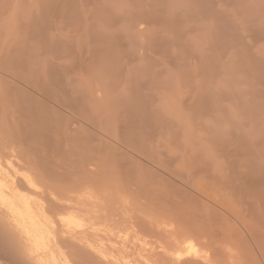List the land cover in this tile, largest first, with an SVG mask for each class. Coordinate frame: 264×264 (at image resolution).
Here are the masks:
<instances>
[{"label":"bare ground","instance_id":"bare-ground-1","mask_svg":"<svg viewBox=\"0 0 264 264\" xmlns=\"http://www.w3.org/2000/svg\"><path fill=\"white\" fill-rule=\"evenodd\" d=\"M95 1L96 0H94V2ZM148 1L151 2V0H147V2L146 0L145 2L142 0H135L137 4L134 3V1L133 4L138 8L137 5L140 6L142 2L148 4ZM153 1L155 3L156 1L162 2V0H152V2L149 3L150 5L148 4L150 6L149 9H147L148 11L145 9L146 5L141 4L140 7L144 5L142 7L143 10L142 8H140L141 10L138 8V11L136 10L137 12L134 11L135 13L129 16H126V13L123 14L125 15L124 18L128 20V22L130 21L128 26L129 31L136 32L144 30L141 28L138 30V24H135L136 19L139 20L141 17L152 19V21L156 20L155 22L162 21L163 23L164 21V24L167 23L166 25H168L164 30L166 31L168 28L169 30L167 31L171 30L174 35L176 34L175 36L172 35L173 40L171 39V41H169L171 38L170 36L168 38L166 36L164 37L167 31L166 33L163 32L165 33L164 35H162L160 31L150 36L151 38H149V42L146 45L147 48L157 47L156 49H158L159 47L158 50H163V48L165 50V48L168 49V46L170 48L172 44V46L175 45L179 51L182 50V53L184 52L183 54L181 53V55L186 54L184 55L186 56L185 58L189 59V57H191L190 54H193L195 51L194 44L192 46L191 42H188L186 38H184L186 43L182 41V38L186 37L184 32L188 31L184 29V25L182 26V14L180 15L183 11L185 14L187 9L182 10V12L177 9L180 17L178 18V15H176L168 19V15V17L166 16L167 18L163 16V10L159 8L160 3L158 2L159 4L157 5L156 3L155 5ZM212 1L214 0H186L188 11H190H187L188 13L186 12V14L190 13L194 17L196 15L195 18L198 20L202 17L201 21H203V18H205V20L207 17L208 19L209 17L211 18L209 22L210 33L209 31L206 32H208L211 39L214 38L213 41H215L212 46L207 47L209 48L208 54H211V57L217 55L218 52L215 51H218V47L219 50H221L224 46L220 45L222 41L223 44L226 43L225 45L230 44L229 46H232L231 49H233V56H231L232 58H230L229 64L223 63L220 66L219 71L245 72L246 70L245 73L247 74L250 71V73H253L254 76L256 74V77H258L257 82L251 81L253 84H258V82L264 84V56L252 52L250 48H253L254 45L250 47L249 43L245 41L246 44H243L242 42L244 40L240 39L242 40L241 42L238 39L239 37H244L240 36L242 35V33H239L240 28H236L234 25L232 26L227 19V16L230 14L226 16V14L222 13L223 10L220 11L218 8L215 9L214 5L216 4H213ZM11 2L10 0L1 1L0 4L3 3V5H0V14L5 10L11 11V9L7 7L11 6ZM17 2L19 1H16V3ZM34 2V10L32 7L28 17H26L27 21H22L20 16L14 17L16 14H13L14 11L11 12V15H14V18L11 17L14 19L12 22L15 23V29H13L14 34H17L16 32L20 30L22 37L17 38L13 35L10 37L8 36V41H5L7 44L4 46L0 45V101L1 97L11 99V101L8 99L7 103L3 100L0 102V264H214V261H217L218 264H264V230H262L264 226V169L258 173L256 172L257 167L260 166L261 161H263L264 153L259 157V159H261L260 162L259 159L250 157L248 162L239 164L237 162L238 156L242 153L251 156V151L246 148L248 144L249 146L254 145L253 143H248L244 139L242 133L230 134V138H241L240 143L234 145H232L230 141L228 142L223 136L216 135L213 137L215 144L217 142V151H222L224 156H229L228 172L222 177L218 176L219 178L214 179L213 182L219 185H227L228 190L234 194V198L237 200L236 202L245 204L242 210L239 209L231 212L230 210L233 208V203L231 201L227 199H225L224 202L220 199L215 200L213 196L204 194L200 189L192 187L195 182H203L208 179V183H210V178L212 179L208 173L211 163L198 158L197 154L192 153L183 154L180 158L182 164H191L193 166L191 173L185 178L186 180H182V186L175 188L177 195L171 196L166 191L161 196L164 201L158 202L154 214L149 216H132L135 223L133 233L138 236V239H140V236H145L143 240L141 239L138 242L134 241L133 243H129L128 230L124 231V227L123 230L121 227L117 229V226L112 221L109 222V217L112 215L111 213L97 210L92 199L93 197L89 195V193H80L78 182L76 177H73V173L68 171L67 167L59 165L53 160L50 154L51 151L62 152L63 143L65 141L76 142L80 138V134L78 133L80 131L79 127L69 121V117L66 116L65 111L80 110L83 112L89 109V105L87 106V104L93 103L97 106L99 103L102 104L103 99L105 101V99L110 96L109 99H111V101L114 100V102H111L112 104L117 100L123 107L120 105L122 107L121 111L113 112L110 114L111 116L108 115L109 117L105 120L115 125L124 135L130 134L134 137V143L139 145V140L136 138H139L140 135L137 137L136 135L141 133L150 137V134L146 131H150V129L158 125V123L153 124L149 116L154 112V108L150 105V102H154V100L160 97V94H157L160 87L158 88L159 85L157 82H155L156 84L152 82L148 87L150 90L153 89V91L155 88L156 92L149 91L143 95L141 92L142 82L135 85L137 77L133 78V76H129L122 81L118 80L117 83L114 82L118 84L119 81L122 83L125 80L123 83L126 85L125 89L128 93H125L123 90H118L116 93H109L106 95L107 93L105 91H109V88L105 89L103 92L102 88L101 90L96 89L98 87H95V90L94 87H88L87 89V86L83 87L85 86L84 84H79V81L77 83V78L74 77L75 74L73 75V73H75L79 65H82L84 60L88 58L84 57L86 56L85 54L82 55L83 57L81 55L79 56V54L80 52L81 54L85 53L87 49L89 50L90 46L89 48H85L86 46L84 47V44L83 46H79L81 51L76 55L77 52H74L72 49L74 46H71L73 45V40H71L73 41L71 43L69 39L64 40L59 36L54 37L52 40L51 37H49L51 41L47 38L48 30L51 29V24L54 22L53 17L51 18L50 16H54V24L59 16L63 18L64 21L68 19L69 15L67 14L66 8H68V4L71 5V3H69L70 0H34ZM163 4H165V2L160 4V6L164 7L165 5ZM28 6L31 8V5ZM24 14L27 16V13L24 12ZM190 14L189 16H191ZM121 15L109 14L107 19L108 26L110 27L115 24L116 20L117 23L119 19L122 20L123 17L121 18ZM251 15L249 18H251ZM259 15H261V13ZM2 16H4L3 13ZM192 16L190 18H192ZM47 18L51 19L46 20ZM182 18L185 17L183 16ZM190 18L188 17V19ZM193 18L192 20H195ZM76 19L77 17H75V20ZM63 20L62 23L64 22ZM78 20L80 19L78 18ZM183 21L185 22L186 20L184 19ZM65 22H67V20ZM109 22H113V24L110 25ZM5 24L7 25V23ZM204 24L202 23L201 25L206 27L207 25ZM263 24H258L259 27L257 25L256 28L253 26L251 27L249 24L251 30L246 29L248 32L250 31V34L258 37V40L262 38V36L264 38ZM3 25L4 23L2 26ZM80 25H78V29ZM55 26H57V24ZM89 26L91 27L92 25L87 24L86 31L88 32L84 31L88 36H84H90L89 38H92L93 41L94 39L97 40L98 37L102 38V35L100 36L98 32L96 35L99 36H94L95 38L93 39L92 36L95 32H93V26L88 30ZM193 26H191L192 30L190 27L187 29L193 32ZM62 28L61 25V29ZM199 29L201 30L202 28L200 27ZM246 29L243 30L246 31ZM195 30L197 31L198 29ZM13 31L11 33H13ZM90 31L93 33H90ZM251 31H253V33H251ZM117 32H119V30ZM202 32L200 33L202 34ZM115 33L112 35H117ZM170 33L168 32V34ZM56 34L57 33H55V35ZM121 34L120 32V36L117 35L119 39H117V36L112 37L113 41L116 37L117 42L123 38ZM196 34L198 35V32H196ZM69 35L71 36V34ZM80 35L83 36L82 33ZM82 36L81 39H83ZM200 37L202 36L199 35L198 38L200 39ZM99 38L97 40L98 42ZM78 39L81 41L80 37ZM233 39L237 42L235 43V41H232ZM122 40L119 41L118 47L122 45ZM31 41H34L36 44H33L34 42L32 43ZM88 41L90 40L88 39ZM229 41H231L233 45H231ZM5 42L2 44H5ZM111 44H113V42ZM124 45L126 46V44ZM124 45L121 47H125ZM111 46H107V49H109L108 51L113 49V45ZM229 46H224L225 50L222 49L224 51L223 53L227 51V48L230 49ZM81 47L85 49H81ZM95 47L101 51L98 45ZM190 47L194 49L193 52ZM97 48H94L95 51ZM136 48L138 47L136 46ZM142 48L144 49V47ZM74 49H76V47ZM145 49L144 52H142L146 53V55L150 54L147 51L145 52ZM90 50L92 49L90 48ZM127 52L124 55L125 57ZM220 52L218 54H220ZM89 53L93 54L94 52L92 50V52ZM99 53L100 52L94 53L93 57ZM101 54L99 55L102 56ZM120 54L118 57H120ZM135 54L136 52H134V55L131 54V57L127 55L130 61L135 59H132V56L134 57ZM43 55H46V57L49 56V58H44L42 57ZM74 55L77 57L75 58ZM99 55H97V57ZM206 55H202L204 60ZM87 56L90 55L88 54ZM91 56L89 58L90 61L92 59L96 62L95 60L99 58L94 59ZM195 56H197V54ZM79 57L84 59L81 58L79 59L81 61H78ZM135 57L137 58V56ZM64 58H68L70 61V58L76 60L74 61L72 59L74 62L69 61L70 64H66L61 62ZM185 58L182 60H184V63L187 65L189 60H185ZM97 61H99V59ZM144 61L148 60L144 59ZM114 64L116 63L114 62ZM121 64L118 62V72H121L123 69V67H120ZM124 64L126 65V62ZM116 65H114V68ZM102 66L103 65H101V67ZM105 66H107V68L109 67L108 65ZM112 66L110 69L112 68L115 71L116 69ZM125 67L126 66H124V69ZM107 72L110 73V70ZM123 72L124 71H122V73ZM102 73L101 71L100 74L102 75ZM114 73L118 76L117 72ZM247 74L245 75L247 77L252 75L250 74L248 76ZM192 76V73H187L189 82ZM110 79H108V84L104 86L105 88L115 85ZM251 82L249 84L248 80H246V86L257 87V85L252 86ZM260 83L258 84L259 88L261 86ZM230 85L231 86L227 85L228 87L225 88H220L221 90H217L221 98H236L235 96H238L235 95L236 93L234 94L237 89L233 92V84L231 83ZM116 86L118 85H115V87ZM209 87L210 86H207V84L204 85L202 82L201 84L188 88L186 94L188 92V97L191 96L192 100L202 101L207 98L206 91ZM263 87H261L260 90H262ZM250 88L246 89L247 92L244 90L245 92L243 93L251 95L248 100L250 103L254 104L258 100L257 97L260 95L261 91L258 88H254L256 89L255 91ZM99 90L103 92L101 93L104 97H107H101L99 100ZM250 92L252 94H250ZM262 92L264 94V91ZM13 95H15V97H12ZM83 95L84 97L87 96L88 99L86 100ZM242 95L244 94L236 98L238 102L239 97L240 101L245 100ZM184 97L185 98H182L181 101L188 99V97ZM14 98L16 101H13L15 102L13 104L12 100ZM241 98L244 99L241 100ZM262 98H264V95L261 97L263 102L264 99ZM46 99L53 104H48ZM97 99L102 102L97 101ZM109 99L105 102L110 101ZM159 101L162 100L160 99ZM8 105L13 106L12 109L11 106L9 107ZM24 114L28 116V119H20V116H24ZM34 138L35 140L38 139L36 144L32 142ZM260 138L264 139V135H261ZM261 139L256 137V140L260 141ZM149 146H151V144H147L146 142H142L141 144V148L144 150H147ZM167 162L169 163L170 161L167 160ZM84 173L91 174V170L85 169ZM213 176L216 177V174ZM204 198L223 210H219L217 207L207 204ZM169 200H173V202L167 203ZM201 206L204 207L200 208ZM120 209L117 208L114 210V208H112L111 210L117 217L126 216V211ZM157 213H160L165 219L159 218L158 216H160V214ZM248 215V219H255V222H253L256 225L253 222L250 223L247 219ZM171 217L177 218L178 225L172 227L168 224ZM235 221L239 224L237 225ZM258 226L262 229L258 228ZM171 245H177L178 249L173 253H168L165 250Z\"/></svg>","mask_w":264,"mask_h":264},{"label":"rangeland","instance_id":"rangeland-1","mask_svg":"<svg viewBox=\"0 0 264 264\" xmlns=\"http://www.w3.org/2000/svg\"><path fill=\"white\" fill-rule=\"evenodd\" d=\"M10 1H12L11 2L12 4L10 7L9 6L7 7L10 8L11 11H9L7 8L8 11L6 10L4 11L6 13L1 12L0 14V16L2 17V18L0 17V31H1L0 45L2 46L7 44L5 41H8V36L10 37L13 35L16 36L17 38L22 37V33L20 32V30L19 31L15 30L18 32H16L17 34H14L13 29H15L14 28L15 23L12 22V20L14 19H12L11 17H13L16 14L14 17L20 16L22 21H27L26 17H28L29 12L32 10V7L35 6L34 0H10ZM16 1H19L17 2L18 4L16 3ZM96 1L94 2V0H70L69 3H71V5L68 4L67 6L68 8H66L68 12L67 14L69 15L68 19H66L67 22H65L66 20L64 21L63 18L59 16L57 17L56 23L54 24L55 18L53 15H51L50 17L51 18L53 17L54 22L52 19L53 22V24H51L52 27L51 29L48 30L47 33L48 36L47 35L46 36L48 39L49 37H51V40L54 37L59 36L64 40L69 39V42L71 43L74 41L72 43L73 45L71 46L72 47L74 46V48L76 47V49L72 48L74 52L75 51L77 52L76 55H78V53L81 51L79 46H83V44L84 47L86 46L85 48H89L90 46V48L93 50L94 53H98V52H100L99 54L103 53L101 54L102 56L97 54L99 55L98 56L99 58L97 57V55L93 57L94 53L93 54L89 53L92 52V50H90L89 48L90 51L87 49L85 53L81 54L80 52L79 54V56L85 54L86 56L84 57L85 58L88 57L87 60L85 59L87 62L85 60L84 62L82 61L83 62L82 65H79L78 69H76V72L73 73V75L75 74L74 77L77 78V83L79 81V84L81 85L84 84L85 86L83 87L87 86V89L88 87L89 88L94 87L95 90V87H98L96 89L101 90L102 88L103 89L102 91L104 92L105 89L109 88L108 89L109 91L107 90L105 91L107 93V94L105 93L106 95H108L109 93H116L118 90L119 91L123 90L125 93H128V91L125 89L126 85L123 83L125 80L122 83L121 81L129 76H133V78L137 77L135 80L136 82L135 85L142 82L141 92L144 95L149 91L155 93L156 92L155 88L153 87L154 88L153 91V89L151 88L152 90H150L148 86L152 82L153 83L157 82V84L159 85L158 88L160 87L158 89L157 94H160V97L158 95L159 97L157 98L158 101L154 100V102L153 101L150 102V105L154 108V112L149 116L150 117L149 119L153 124L158 123V125H156L155 128L150 129V131H146L148 134H150V137H147L146 134L138 133L136 137L139 135L140 136L139 138L136 139L139 140V145L135 144L134 137H132L130 134L124 135V133H121V131L118 128H116L115 125L106 121L107 120L106 118L111 116L110 114H112L113 112L121 111L123 105H121L117 100L115 101L114 104H112L111 102H114V100L111 101V99H109L110 96L104 97L102 94L103 92L99 90V94H98L99 100L101 97L103 98L107 97V99H109L110 101L105 102L107 99H105L104 101V99L102 98L103 102H105L103 103L102 101H99L97 99V101L102 102V104L99 102L97 106L94 105L93 103H91L92 105L87 104V106L89 105L88 106L89 109H86V111L83 112L80 110L65 111L66 116L69 117L68 118L69 121L79 127L80 131L78 133L80 134V138L76 142L65 141L63 143L62 152L51 151L50 154L52 155L53 160H55L59 165L67 167L68 171L73 173L74 175L73 177L74 178L76 177V180L78 182V188L80 190V193L81 194L89 193V195L93 197L92 199L94 201V204L96 205L97 210L106 211L112 214L109 217V222L112 221L117 226V229L121 227L123 230L124 227L125 229L124 231L128 230L129 243H133L134 241L138 242L141 239L143 240L145 238V236H140V239H138V236H136L135 233H133L135 223L132 216H136V215L149 216L151 214H154L156 212L155 207L158 206V202L160 203L164 201V199L161 197L162 194H164V192L167 191L171 196L177 195L175 188L182 186L181 183L182 180H186L185 178L187 177V175L191 173L193 165L191 164L184 165L180 161L181 156L186 153L197 154L198 158L204 159L211 163V167L208 172L212 177V179L210 178V183H208V179H206V181L203 182L200 181L195 182L192 187L200 189L201 191L204 192V194L213 196L214 197L213 199L215 200L220 199L221 201L224 202L225 199H227L228 201H231L233 203L232 204L233 208L232 210H230L231 212L237 211L239 209L242 210L243 207H245V204H243L242 202H236L237 200H235L234 194L228 190L227 185H219L213 182L214 179L219 178L218 176L222 177L229 170L228 169L229 156L225 155L226 156L225 157L222 151H217L216 149L217 142L215 144V140H213V137H215L216 135L223 136L226 140H228V142L230 141V143L234 145L240 143L241 138H232V137L230 138V134L242 133L244 139L248 143L250 142L253 143L254 145L249 146L248 144L246 148L251 151L250 152L251 156L242 153L238 156L237 162L239 164H244V162L249 161L250 157H255L256 159H259V157L264 153V139L260 138L261 135H264V103H263L264 101L262 102L261 100V97H263L264 95L262 92L264 91L263 89L264 84L258 82V84L260 83L261 85L260 88L258 87L259 86L258 84L255 83L253 84L252 82L258 81L257 80L258 77H256L257 75L255 73L254 76L253 73H250V71L248 72V70H247L248 74L245 73L246 70L245 72L243 71L245 74L241 70H240L241 72L239 71L223 72V70H221L222 72L219 71V68L223 63H227V64L230 63V58H232L231 56H233V52H232L233 49H231L232 46H229L230 44H227L230 49L227 48L228 52L226 51L225 53H223L224 52L223 50H225V47H227V45H225L226 43L223 44V41L221 40L222 43L220 45H224L225 47L223 46L224 47L223 48L221 46L222 47L221 50H219L218 47V51L215 52L219 53L221 51L222 53L221 52L220 54L217 53V55L211 57V54H208L209 48H207L209 46H212L215 41V40L213 41L214 39L213 37H212L213 39H211L209 34L210 33L209 22L211 18L209 17L208 19L207 17L206 18L207 21L205 20V18H203L202 19L203 21H201L202 17L199 18L200 20H198L195 18L196 15L194 17L189 13L192 16V18L194 17L193 19H195L192 20V18H190L191 16H189V14H186V12L188 11L186 0H162V2L158 1L160 4L165 2V4H163L165 5L164 7L163 6L161 7L160 4L156 0L155 1L157 5L159 4V8L163 10V16L166 17L168 15L169 16V17L167 16L168 19H171L173 18V16L176 15H178L177 17L179 18L180 15L182 14L181 19L186 20L185 22L182 20V26L184 25L185 27L184 29H186L188 32H184L185 33L184 35L186 37L182 36L183 37L182 41L186 43L184 39L186 38L188 42H191L192 46L194 44V49L196 51V53L194 51L193 53L194 55L191 52H190L191 54L189 53L191 57H189V59L187 58L189 60L187 62L188 63L187 65L184 63L185 61L182 60L183 58L186 57L184 56L186 54L181 55L182 50L179 51V49L175 45L172 46L171 44V47L169 48L168 46V49L165 48V50L164 48L163 50L162 49L158 50L159 47L158 49H156L157 47L149 48L150 50L147 48L146 45L149 42V38H151L150 37L151 35L156 34L160 31L161 34L164 35L166 31L169 30L168 28L166 29V31L164 30L168 26L166 25L167 23L164 24V21L163 23L162 21L155 22L156 20L152 21V19L141 17L139 18V20L136 19L135 24H138V30L139 28L144 30L143 31L139 30L136 32L129 31L128 26L130 21L128 22V20L124 18L125 15L129 16L130 14L135 13L134 11H136L138 8L139 9L142 8L144 5H146L147 8L145 7V9L146 11H148L147 9H149L150 7L149 3H151L152 0L151 2L148 1L149 5L143 2L140 3V6L141 4L144 5L142 7L137 5L138 8H136L134 6L135 4H133V1L134 3H136L135 0H96ZM142 1L145 2V0ZM212 2L213 4L214 3L216 4L214 5L215 9L218 8L220 11L223 10L222 13L226 14V16L227 14L228 15L230 14L229 16H227V19L232 26L234 25L236 26V28H240L239 33L240 34L242 33V35L240 34L238 35L244 37H239V38L236 37V38H238L239 40L243 39L244 40L243 42L242 40L240 41L243 44L244 43L246 44V42L249 43L250 47L254 45L253 48L252 47L250 48L252 49V52L260 56L261 55L264 56L263 36L262 38H259L257 40L258 37L254 36L253 34H250V31L248 32L247 30L250 29V25L251 27L253 26L256 28L258 24L260 25L264 23V0H220V1L214 0ZM95 3H99V4H95ZM156 3L154 2L155 5ZM182 4H184L185 6ZM0 5H3V3ZM28 5H31L30 6L31 8H29ZM179 6L181 8L184 6L183 7L184 9L183 8L181 9ZM177 9L181 10V12L182 10L185 9L187 10L185 14L183 13L184 12L183 11L179 15L178 13L179 11ZM13 11H14L13 13L14 15H11L12 14L11 12ZM24 12L27 13V16H25ZM259 12L261 13V15H259L260 14ZM2 13L4 16H2ZM108 13L109 14L112 13L114 15H118V14L121 15V13L122 15L125 13L126 14L123 16L121 15V18L122 17L123 18L122 20L119 19L120 22L118 21L117 23L116 20L115 24L117 25L113 24V22L115 21H113L112 23L109 22L110 25L113 24L111 25L112 27L111 26L109 27L107 24L108 21L107 19L109 16ZM249 14L250 15L252 14L251 18H249L250 17ZM183 16L185 18H182ZM75 17H77L76 20ZM188 17L191 19V21L190 19H188ZM51 18H47L46 20H49ZM78 18L80 20H78ZM62 20L65 23L64 22L62 23ZM253 22L255 23V25ZM1 23L2 24L4 23V25L2 26ZM5 23H7V25ZM202 23L203 24L205 23L207 26L206 27L202 26L201 25ZM56 24L57 26H55ZM87 24H91L93 26L91 27L93 29V32L95 33L93 34V36L90 34L93 37V39L95 38L94 36L98 37L99 35L100 36L102 35L101 36L102 38L98 37L99 42L97 41L98 40L97 37H96L97 40L94 39V41L92 40V38L91 39L89 38L90 36L87 37L88 36L87 33L85 34V32H88L86 31ZM61 25L63 27L62 29H61ZM78 25H80L79 29H78ZM191 26H193L194 28L193 32H191L192 30ZM262 26H264V24ZM91 27L89 26L88 30L91 29ZM189 27L191 30H188ZM200 27L202 28L201 30L199 29ZM195 29L198 30L196 31ZM243 29H246V31ZM118 30L119 32H117ZM12 31L13 33H11ZM206 31H209V33ZM52 32H55L58 35L57 34L55 35V33ZM93 32L90 31V33ZM98 32L100 34L96 35ZM120 32L122 33L121 37L123 36V38H121L120 40L123 39L121 41L123 43L120 42L122 45L118 47L120 40H118L117 42V39H119ZM168 32L171 33L168 34ZM196 32H198V35L196 34ZM200 32H202V34ZM81 33L83 34V36L80 35ZM114 33L119 36L112 35ZM251 33H253V31H251ZM69 34H71V36ZM108 35L109 36L112 35V36H110L109 38ZM172 35L175 36L176 34L174 35L173 31L170 30L167 31L164 37L166 36L168 38L170 36L171 38L169 39V41H171V39L173 38ZM199 35L202 36L200 37L201 40L198 38ZM252 35L254 36V38ZM81 36L83 37V39H81ZM115 36H117L118 38L116 37L117 39L115 38L116 40L114 39L113 41L112 37ZM79 37L81 41L78 39ZM85 37L88 38L91 42L88 41V39H86ZM51 40L49 39V41ZM232 41L235 40L233 39ZM4 42L5 44H2ZM31 42L33 43L34 41ZM112 42L113 44H111ZM229 42L231 43V45H233L231 41ZM236 42L237 41H235V43ZM33 44L36 43L34 42ZM124 44H126V46ZM93 45L95 46L98 45L101 51L98 50V48ZM109 45L110 46L113 45V49L110 48L112 51L111 50L108 51L109 49L107 48L110 47ZM123 45L125 47H121ZM136 46L138 48H136ZM142 47H144V49L146 47L147 50L145 49V52L147 51L150 54L146 55V53H143L144 49ZM83 48L81 47V49ZM94 48H97L96 51ZM121 48L122 49L126 48V49L122 50ZM194 49L191 48L192 52ZM126 52L127 55H129V57H131L130 56L131 54L134 55V52H136L135 56H137V58L135 56L134 57L132 56V59L133 58L135 59L130 61L127 55L126 57L124 56ZM88 54L90 56L92 54L91 57H93L94 59L98 58L99 61H97L98 59H96L95 60L96 62H94V60L91 59V61H93L91 62L89 59L90 56H87ZM119 54L120 57H118ZM196 54L197 56H195ZM203 54L204 55L208 54L206 55L205 60L204 57L202 56ZM42 57L49 58V56L46 57V55H43ZM76 57L77 56H75V58ZM82 57H79L78 61H81L79 59H81ZM64 59L61 62L68 64L70 60L68 58L65 60ZM70 59L72 61L73 58ZM144 59L145 60L147 59L148 61H144ZM187 59L185 58V60ZM73 60L75 61L76 59ZM109 61L111 62L113 61V62L111 63ZM114 62L117 65L114 64ZM118 62L119 64H121L122 62L124 63L126 62V65L124 63L120 65V67H123V69L124 66H126L124 70L122 69V71H124L123 73L122 71L118 72L119 70L117 69L119 67ZM113 64L116 65L115 68ZM184 64L185 66L183 67ZM101 65H103L104 67L103 66L101 67ZM105 65H108L109 67L107 68V66ZM111 66L117 71L116 70L114 71L111 68L113 71L112 73L110 69ZM105 69L107 71L110 70V73L107 72ZM101 71L103 72L102 75L100 74ZM114 72H117L118 76H116ZM251 72H255V71H251ZM187 73H192L193 75L190 82L187 78ZM246 74L248 76L252 74L253 76L251 75L247 77L245 76ZM108 79L112 80L113 83L114 82L117 83L118 80L121 81H119L118 84L114 83L115 85H118L116 87L113 84L114 86L112 87L108 86L107 88H105L104 86L108 84L109 81ZM246 80H248L249 84L252 81L251 82L252 86L257 85V87L250 86L251 87L250 88L249 86H246ZM202 82L204 85L207 84V86H210L209 89L206 91L207 98H205L202 101L192 100L191 99L192 97L191 96L188 97L189 94L188 92L186 94V91L188 90V88L197 84H201ZM229 83L230 84L232 83L233 86L235 85L234 87L232 86V89H234L233 92L237 89L234 92V94L236 93L235 95L238 96L244 94L242 95V97L244 96L245 100H243L244 98H241V100L243 101H240V97H239V102H238L236 99L238 96H235L236 98L234 97L221 98V95L220 93H218L217 90H221L220 88L231 86ZM261 87H263L262 90H260ZM249 88L252 89L253 91H255L258 88L261 91V93L259 92L261 97L259 95L257 97L258 100L256 99L257 101L255 100L256 102L254 104L250 103L248 100L251 95H248L247 93L246 94L243 93L246 91V89ZM160 92L163 94H161ZM250 94L252 93L250 92ZM15 95H13L12 97H15ZM184 96H186V98L188 97V99L185 101H181L182 98H185ZM84 98H86V100L88 99L87 96H85ZM8 99L10 98L5 99L1 97L0 102H2L3 100L5 103H7ZM160 99L162 101H159ZM13 101H16L15 98L12 100V102ZM46 102L50 105L53 104L47 99ZM14 103L15 102H13V104ZM11 105L8 106L10 107ZM13 106H11V109ZM27 117L28 116L24 114V116L23 115L20 116V119L25 120L28 119ZM132 133H137V132H132ZM256 137H259V139L261 140L260 141L256 140ZM37 140L38 139L35 140L34 138L32 140L33 144H36ZM142 142L151 144V146H149L147 150H144L141 148ZM167 160L170 162L168 163ZM260 160L261 159H259V162ZM263 161H261L260 166L257 167L256 169L257 173L264 169ZM85 169L91 170V174H85L84 173ZM215 174L216 177L213 176ZM204 201L207 204H211L214 207H217L219 210H223L219 206H217L216 204L212 203L211 201L205 198ZM171 202H173V200H169V202L167 203H171ZM202 207L204 206H201L200 208ZM110 208L111 209L114 208V210L117 208L118 209L121 208L122 210L124 209L126 211V216L117 217L115 214L112 213L113 211ZM158 217L165 219L161 216V214ZM248 218L249 215L247 219ZM251 219H248L250 223H252L255 220V219L253 220ZM235 223L237 225L239 224L237 221H235ZM168 224L172 227L178 225L177 218L171 217ZM260 226H258V228H261ZM262 228L261 229L264 230V226ZM177 249H178L177 245H171L168 246L167 250L165 251H167L168 253H173ZM214 264H218L217 261H214Z\"/></svg>","mask_w":264,"mask_h":264}]
</instances>
